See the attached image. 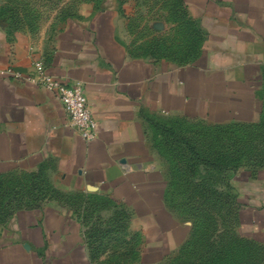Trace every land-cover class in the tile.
Instances as JSON below:
<instances>
[{"label":"crops","instance_id":"0c3cea01","mask_svg":"<svg viewBox=\"0 0 264 264\" xmlns=\"http://www.w3.org/2000/svg\"><path fill=\"white\" fill-rule=\"evenodd\" d=\"M132 1L87 3L48 39L0 20V211L14 190L26 199L0 220V264H119L93 247L106 236L91 232L104 225L133 246L138 264L189 246L198 260L223 237L264 246V164L253 166L254 154L216 187L231 194L229 205L202 201L194 219L159 144L170 127L201 133L188 123L212 129L215 151L256 145L264 154L263 136L254 141L264 132V0H181L195 30L161 43L136 36ZM167 17L153 20L154 38L184 30ZM45 77L83 84L93 139L69 125ZM219 212L232 213L234 231ZM205 217L214 223L207 237L197 225Z\"/></svg>","mask_w":264,"mask_h":264},{"label":"rangeland","instance_id":"374dc122","mask_svg":"<svg viewBox=\"0 0 264 264\" xmlns=\"http://www.w3.org/2000/svg\"><path fill=\"white\" fill-rule=\"evenodd\" d=\"M132 2L135 6V2H137L139 4V10L141 11V21L140 26L138 24L136 28V36L140 35L139 38L143 42H151L152 40L156 43L167 41L178 42L181 36L186 39V37L191 36L193 30H195L191 21L182 19L184 8L180 0H133ZM87 3L99 5L102 3V0H0V20L15 32L20 31L30 35L33 39H48L56 33L68 17L77 14ZM170 13L177 15V19L175 20H178V25H182L184 30L180 28L178 30H173L172 34L168 33L167 36H165L166 34L164 36L158 35L154 38L153 31L151 30L153 27V20H164V22L167 21V23H169L170 20L167 19V16L170 15ZM184 127L201 131L200 134H192L189 132H186V134L190 136L194 135L195 139L200 140L202 143H206L203 142L204 139L206 141L207 139L213 141L212 138H214V134L209 126L188 125V123H186ZM177 164L178 166H182L179 161H177ZM213 201L220 203L219 199H214ZM190 206H192L191 203ZM217 215L222 222H225L221 225L227 228L228 232L235 230L233 215L231 213L219 212ZM103 228L105 229L103 237L106 236V238L103 240H94L95 242L92 241L95 251L100 256L105 255L106 259H108L109 256L111 260L114 258L119 264H138L137 258H135L136 253H132L133 246L127 244L123 237L121 238L113 235L115 232L111 234L107 233L111 231L108 229L107 225H104ZM116 241H118V243ZM195 248L198 250L197 247ZM242 248L243 247L239 245V249ZM247 249L248 253L243 252L241 255H237L231 261V264H264V246L251 243ZM195 255L196 254L191 253L183 256V253H179L163 260L159 264H182L185 262L184 260L190 262V259Z\"/></svg>","mask_w":264,"mask_h":264},{"label":"trees","instance_id":"16d2710c","mask_svg":"<svg viewBox=\"0 0 264 264\" xmlns=\"http://www.w3.org/2000/svg\"><path fill=\"white\" fill-rule=\"evenodd\" d=\"M180 2L182 3L181 0ZM249 132L251 133V131ZM165 133H167V138H163L159 144L162 145L163 153L166 158L174 163L176 172L175 178L177 179L174 184L177 185L179 190H182L183 185V190L188 192L187 197H184V199L188 201L187 204L190 205L191 203V207L193 208L190 209V215H192L194 219L198 217L201 218L199 213L193 212L192 210L201 206L202 201L213 204L214 199H219L223 204L229 205L228 203L233 200L231 194L228 192H219V190L216 189V187L226 182L227 185L229 184V181H227V174L231 169L239 167V165L246 160L252 162L250 159L252 154H254V160L251 163L253 166L264 164V154H261V150H259L256 145L254 149L248 148L246 150V148L243 147V150H236L230 149V147L227 146L223 150L215 151L214 147L211 146L213 145L211 139H207V141L204 139L203 142L206 143H202L200 140H196L194 135L190 136L176 132L174 127L165 129L164 134ZM258 135L264 138V132L255 134L254 141L257 140ZM229 137L233 138V136ZM250 141H252V139L248 138L246 142ZM177 161H179L182 166H178ZM186 175V180H183ZM23 196L25 195H21L19 191L14 190L11 200L8 203L11 206L8 210L0 211V220L7 219L15 207L21 206V203L26 200ZM186 211H184V213L187 214ZM211 218L212 217H205V220L202 219V221L197 223L198 231L205 237L211 235L213 232L214 223L212 221L213 218ZM101 231L103 233L101 226H97L93 229L91 234L93 237L99 238V236H101ZM195 233H197V230ZM224 238L226 237L221 239L222 242L218 246L214 243H208L206 252L201 254L198 260L193 259L190 262L184 260L185 262L182 264H231V261L237 255H241L243 252L248 253L247 248L249 244L244 239H229L228 242L231 244L229 245L225 242L227 239ZM237 242L243 247L242 249H239ZM228 247L229 249L227 250ZM186 249L190 253L191 246Z\"/></svg>","mask_w":264,"mask_h":264},{"label":"built area","instance_id":"2783aa9c","mask_svg":"<svg viewBox=\"0 0 264 264\" xmlns=\"http://www.w3.org/2000/svg\"><path fill=\"white\" fill-rule=\"evenodd\" d=\"M42 71V64L38 63ZM48 86L56 90V94L69 117V125L84 138L91 140L96 136L97 121L89 107L88 99L81 82L68 84L60 79L45 77Z\"/></svg>","mask_w":264,"mask_h":264}]
</instances>
